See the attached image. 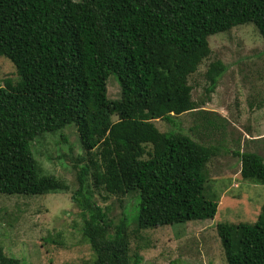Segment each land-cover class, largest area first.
Here are the masks:
<instances>
[{
	"label": "trees",
	"instance_id": "1",
	"mask_svg": "<svg viewBox=\"0 0 264 264\" xmlns=\"http://www.w3.org/2000/svg\"><path fill=\"white\" fill-rule=\"evenodd\" d=\"M245 23L264 42V0H0V56L17 77L0 85V194L68 191L42 171L32 144L73 123L86 162L74 165L71 200L93 264L141 260L129 256L128 219L114 223L95 194H136L139 229L212 218L217 200L205 194L206 164L217 148L160 131L154 120L174 124L203 110L188 80L211 52L208 37ZM225 69L219 59L207 63V95ZM110 75L118 98L108 96ZM236 156L242 179L263 186V157ZM216 231L226 264H264V203L254 222H219ZM0 264L22 263L0 246Z\"/></svg>",
	"mask_w": 264,
	"mask_h": 264
},
{
	"label": "rangeland",
	"instance_id": "2",
	"mask_svg": "<svg viewBox=\"0 0 264 264\" xmlns=\"http://www.w3.org/2000/svg\"><path fill=\"white\" fill-rule=\"evenodd\" d=\"M208 41L209 56L188 80L192 99L203 110L180 114L174 124L162 119L154 124L160 131L180 130L204 146L217 148L206 164L205 187L206 195L216 197L215 215L139 229L132 218L138 209L136 194L121 200L94 195L114 223L128 219L129 256L139 255L138 264H226L216 224L254 222L264 203V185L242 179L236 156L237 151L247 150L264 159V42L252 23L212 34ZM215 59L226 69L207 95L204 71ZM5 77L17 80L13 64L0 56V85ZM110 77L108 96L118 98V83L114 75ZM32 151L42 171L64 180L69 190L35 196L0 194V246L22 264H93L95 255L82 236L80 209L71 200L77 188L76 171L86 162L75 125L36 138Z\"/></svg>",
	"mask_w": 264,
	"mask_h": 264
}]
</instances>
